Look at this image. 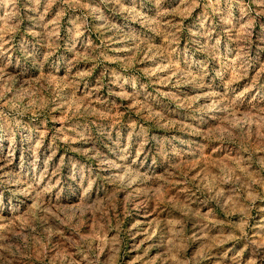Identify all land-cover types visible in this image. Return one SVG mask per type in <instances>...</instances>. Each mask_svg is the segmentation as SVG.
<instances>
[{
    "label": "rangeland",
    "instance_id": "obj_1",
    "mask_svg": "<svg viewBox=\"0 0 264 264\" xmlns=\"http://www.w3.org/2000/svg\"><path fill=\"white\" fill-rule=\"evenodd\" d=\"M0 264H264V0H0Z\"/></svg>",
    "mask_w": 264,
    "mask_h": 264
}]
</instances>
